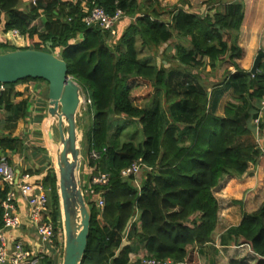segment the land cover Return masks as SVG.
<instances>
[{"label":"trees","instance_id":"obj_1","mask_svg":"<svg viewBox=\"0 0 264 264\" xmlns=\"http://www.w3.org/2000/svg\"><path fill=\"white\" fill-rule=\"evenodd\" d=\"M83 2L89 7L94 2L109 15L121 9L132 19L113 36L82 22ZM203 6L209 11H190L189 0L172 5L159 0H0V31L17 29L23 48L45 49L48 41L53 51L59 47L68 74L90 100L85 113L94 108L83 132L87 151L98 154L89 165L109 180L92 185L101 192L102 207L84 194L91 217L81 264H139L130 261L136 244L143 246L146 258L200 264V249L216 238L219 200L214 190L225 176L249 174L261 162L252 121L264 99V59L255 74L239 64L244 0H205ZM112 37L116 39L109 43ZM172 39L171 48L163 50L166 65L142 56ZM222 65L220 78L209 81L206 71ZM27 80L42 79L0 83V110L6 114L0 151L9 154L10 164L25 148L12 131L28 107V98L15 102L20 95L15 86ZM112 118L137 123L143 140L121 141L120 129L111 135ZM43 160L48 169L42 184L50 189L56 222V174L47 156ZM138 160L151 169L135 186V177H122L121 171ZM6 191L7 186L0 189V228ZM240 242L255 253V263L231 259L228 264H264V201L253 212H242L240 223L219 236L222 246ZM60 257H47L42 264H60Z\"/></svg>","mask_w":264,"mask_h":264},{"label":"crops","instance_id":"obj_2","mask_svg":"<svg viewBox=\"0 0 264 264\" xmlns=\"http://www.w3.org/2000/svg\"><path fill=\"white\" fill-rule=\"evenodd\" d=\"M189 3L190 5L193 4L192 0H189ZM257 8L259 10L257 11V15L254 19L247 21L244 20L242 22L238 40V43L240 41V45H242V39L247 44V46L244 47L243 56L238 60L241 67L247 71L250 70L255 58L252 54L253 45L251 44V42L254 40L256 42V36L261 37L262 42L264 41V9L261 2H257ZM124 21L125 20H121L118 24V27ZM259 51L262 50H258V52ZM221 67H218L221 69L219 75H210V77L208 78L209 81L220 78L225 65H222ZM211 76L213 77L212 79ZM42 81L27 80L15 86V90L20 93V95L16 97L15 102L24 98H28V107L24 117L17 120L15 129H13L12 131V136H17L23 140L25 148L22 154L17 153L13 156L11 163L18 176H20L21 174H29L31 181L41 183L48 169V161L45 162L43 158H45V156L47 155L46 152L49 154V150L51 155L53 153V150L48 144V138L45 133V122L48 120L53 122L47 112L48 85L45 81ZM227 97L228 92L226 96L221 100L218 113L222 112V107L227 101ZM4 120H6V114L2 109L0 110L1 125L5 123ZM56 131V126H52L51 133L53 138V133H56ZM7 132L8 131L5 130V133ZM256 141L258 142L257 137ZM258 144L263 145L264 141H261V143L259 142ZM4 156H9V154H5ZM87 166V164H84L83 174L85 175V177L83 178V182L89 180L90 171ZM40 168H42V170L37 173V170ZM134 184L136 186L135 182ZM214 193L219 200L216 238L214 243L205 245L200 249L198 253L199 263L228 264L229 260L231 259H244L250 263H255L256 255L250 249L248 244L240 242L236 245L232 243L228 246H222L219 244V236L227 228L236 226L240 223L242 212L251 213L256 210L264 201V159H262L256 169L249 174H244L238 178L225 176L220 182L219 186L214 190ZM233 201H241V203L236 204ZM16 202L17 212L21 224L16 229L5 231L7 241L9 244H13L16 241H21L27 247L36 249L37 237L34 227L29 223L27 218L26 202L21 197H17ZM57 218H59V216ZM144 256L145 250L143 246L141 244H136L134 250L132 251V253H130V261L134 262L135 260H141Z\"/></svg>","mask_w":264,"mask_h":264},{"label":"water","instance_id":"obj_3","mask_svg":"<svg viewBox=\"0 0 264 264\" xmlns=\"http://www.w3.org/2000/svg\"><path fill=\"white\" fill-rule=\"evenodd\" d=\"M18 48L0 53V83H14L24 79H42L47 85L51 127L56 126L58 139L50 138L57 147L56 189L60 204L62 253L60 264H81L87 239L91 213L82 193L79 177L81 164L80 135L77 117L83 114L81 87L68 74L65 61L52 49ZM264 59L259 51L249 73L255 74ZM264 123V116H263ZM1 154V153H0Z\"/></svg>","mask_w":264,"mask_h":264},{"label":"built area","instance_id":"obj_4","mask_svg":"<svg viewBox=\"0 0 264 264\" xmlns=\"http://www.w3.org/2000/svg\"><path fill=\"white\" fill-rule=\"evenodd\" d=\"M82 22L86 26L95 25L101 29L115 34L116 25L120 23L122 18H128L121 9H116L112 15L106 13L104 8L94 2L89 7L83 2L82 4ZM0 42L9 43L15 47L23 45L20 33L17 29L7 32L0 31ZM20 48V47H18ZM16 48V49H18ZM32 48V47H28ZM35 49V48H34ZM59 47L54 52L58 54ZM3 89V86H0ZM84 102L86 100L84 99ZM88 103L90 100L88 99ZM264 116V99L261 101L258 109V115L253 119L252 124L255 127V135L258 143L264 141V128L261 122ZM262 154H264V144L260 145ZM98 158V154L94 151L89 152L84 160L87 164L90 176L89 180L83 182L86 185L87 195L90 199H94L99 207L103 206L101 192H94L92 185H106L109 180L107 173L96 171L95 167L89 165V159ZM150 170L143 162L135 161L131 166L121 171L122 177H128L136 174L140 168ZM95 173V174H94ZM88 182V184H87ZM136 186L139 185L136 178L134 180ZM82 184V183H81ZM7 186L5 198L1 202L2 207V227L0 228V264H42V261L49 257L51 259L58 258L62 253V229L60 216L55 222L51 216V206L49 191L41 182L31 181L29 174H18L14 167L6 160L5 156L0 155V189ZM84 191V190H83ZM17 197H21L26 202L27 218L29 223L34 227L37 237V248H29L23 242L16 241L9 244L5 236L6 230L16 229L20 226L21 221L17 212ZM59 255V256H58ZM139 264H184L173 263L171 260H158L155 258H142Z\"/></svg>","mask_w":264,"mask_h":264},{"label":"rangeland","instance_id":"obj_5","mask_svg":"<svg viewBox=\"0 0 264 264\" xmlns=\"http://www.w3.org/2000/svg\"><path fill=\"white\" fill-rule=\"evenodd\" d=\"M159 1H160V3L162 5H172L175 2H177L178 0H159ZM204 1L205 0H192L193 4H191L188 9L190 11L197 12V13L198 12L200 13L201 11H203V13H206V12L209 11V8L207 6H203ZM257 2L258 3L261 2L262 5H263V9H264V0H244L245 9H244V19H243V21L244 20H246V21L247 20H252V19L255 18V16L257 15V11L259 10L257 8ZM203 7H205V8H203ZM185 8H187V6H185ZM211 13H213V10L211 11ZM163 18L166 21L170 20L169 14L164 15ZM131 19L132 18H130L129 20H128V18H122V21L126 20V22L125 21L122 22L119 27H118V25H116L115 33L119 34L124 29L123 26L127 25L131 21ZM38 24H39V26L41 25V20L38 21ZM263 29H264V27H263ZM239 34H240V31H239ZM255 38H256V42H255V40L251 42V44L253 45V47H252L253 57H255V55L258 52V50L264 51V41L262 42V38L259 37V36H256ZM115 39H116V37H112L111 40L109 41V43L112 40H115ZM238 40H239V37H238ZM73 41H75V40H73ZM73 41H71V42H73ZM239 43H240V41H239ZM241 44L243 45V46L241 45L243 47V49H244L245 46H247L246 42H244L243 39L241 40ZM172 45H173V39L168 44H166V45L164 44L162 47L158 48L155 51H151V50L142 51V56L148 54V56H150L151 60L156 62L157 65H161L163 63H164V65H166L165 61L163 59V57H164L163 56V50L165 48H167V49L171 48ZM257 46H259V47H257ZM18 47L23 48V45H19ZM18 47H15L13 45H6V46L1 45L0 46V53H4L6 51H10V50L16 49ZM58 53H59V51H58ZM165 55H167L169 57L170 56V51L167 50ZM221 69H222V67H221ZM221 69L217 68V71L215 70L213 72L209 71L207 69L208 70V71H206V73H208V74H206L207 78L210 77V75H213V76L217 75L218 76ZM212 78L213 77L211 76V79ZM37 81H42V80H37ZM42 82H44V81H42ZM81 96H82L83 100L84 99L86 100V102H82V104H83V114L80 117H77V122H78V125H79L78 129H81V130L83 129L82 134L80 135V139H79L80 140L79 144L81 146V151H80L81 152L80 153L81 154V156H80L81 157V164H80L79 177H80V181L82 183L81 186L84 189V192L87 194V191H86L87 186L83 185V178L85 177V175L83 174V169H84V160H83V158H85V156L89 152L87 151V143L85 141L83 132H84V130H88V128L91 125L92 117H93V114H94V108L92 106H90V111L85 113L86 105L88 104V99L89 98L86 95L83 94L82 89H81ZM143 105H145V103H141L140 104V106H143ZM112 119L114 121H113V125H112L113 127H112V129L110 131L111 135H113L117 131V129H120L121 133L118 135V137H119V140H121V141L132 139L134 141V143L137 144V143H139L140 141L143 140V136H142L141 130L138 127L137 123H135L134 121H131V120H128V119H122V118H115V119L112 118ZM48 128H49V132L51 134L50 125H48ZM53 134H54V139L57 140L58 139L57 131H56V133L54 132ZM83 138H84V140H83ZM50 147H51V149L54 148L52 142L50 143ZM46 154H47L46 156H48L47 159L51 162V167L54 168L55 167L54 161H53L54 159H53L52 155L50 154V150H49V154L47 152H46ZM262 159H264V154H262L261 160ZM144 171H146V169L141 167L140 170L138 171V173L136 174L135 178H136L138 183H140V181L142 179V176L144 175ZM102 173H104V172H102Z\"/></svg>","mask_w":264,"mask_h":264},{"label":"bare ground","instance_id":"obj_6","mask_svg":"<svg viewBox=\"0 0 264 264\" xmlns=\"http://www.w3.org/2000/svg\"><path fill=\"white\" fill-rule=\"evenodd\" d=\"M78 123V122H77ZM48 125H50L51 126V121L50 120H48V121H46L45 122V133H46V135H47V138H48V144L50 145V143L52 142V144H53V153H52V157H53V161H54V165H55V167H56V153H57V147L55 146V144L53 143V141H52V139L50 138V132H49V128H48ZM82 193L84 194V191H83V188H82ZM85 196V195H84Z\"/></svg>","mask_w":264,"mask_h":264},{"label":"clouds","instance_id":"obj_7","mask_svg":"<svg viewBox=\"0 0 264 264\" xmlns=\"http://www.w3.org/2000/svg\"><path fill=\"white\" fill-rule=\"evenodd\" d=\"M144 258V257H143ZM141 261V260H140Z\"/></svg>","mask_w":264,"mask_h":264}]
</instances>
